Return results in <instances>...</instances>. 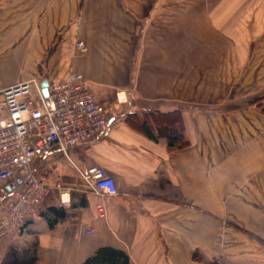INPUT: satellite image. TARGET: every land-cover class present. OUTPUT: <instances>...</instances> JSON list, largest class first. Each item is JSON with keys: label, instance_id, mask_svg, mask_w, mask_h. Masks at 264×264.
<instances>
[{"label": "crops", "instance_id": "crops-1", "mask_svg": "<svg viewBox=\"0 0 264 264\" xmlns=\"http://www.w3.org/2000/svg\"><path fill=\"white\" fill-rule=\"evenodd\" d=\"M72 72L113 126L69 158L36 159L52 191L4 249L37 241L38 264L100 251L122 264H264V129L260 116L244 127L238 109L264 94V0H0V92ZM173 128L187 147L168 145ZM94 166L117 196L84 178ZM50 207L66 213L54 228Z\"/></svg>", "mask_w": 264, "mask_h": 264}, {"label": "built area", "instance_id": "built-area-1", "mask_svg": "<svg viewBox=\"0 0 264 264\" xmlns=\"http://www.w3.org/2000/svg\"><path fill=\"white\" fill-rule=\"evenodd\" d=\"M82 54L89 49L79 41ZM32 79L0 92V264L3 243L19 235L38 213L51 188L36 174V159L54 152L69 158L70 150L108 136L113 126L106 108L97 102L92 84L83 75L70 73L63 81ZM84 178L107 196H117L114 178L101 166L89 168ZM54 190L63 206L70 205L62 184Z\"/></svg>", "mask_w": 264, "mask_h": 264}, {"label": "trees", "instance_id": "trees-1", "mask_svg": "<svg viewBox=\"0 0 264 264\" xmlns=\"http://www.w3.org/2000/svg\"><path fill=\"white\" fill-rule=\"evenodd\" d=\"M264 100V97L261 99ZM258 101V100H257ZM257 105V102H253L252 105ZM264 112V106L262 102L257 105ZM145 132L148 136H152L150 130L145 126ZM188 142L184 141V136L181 131L173 128L170 131L168 137V145L171 148H185L188 146ZM66 213L62 207H50L42 214V217L47 221L50 228H54L58 223L65 219ZM25 228V227H24ZM23 228V229H24ZM22 229V230H23ZM22 232V231H21ZM99 257V258H98ZM98 258V259H97ZM197 258V257H196ZM97 259V260H96ZM95 260V261H94ZM122 264L120 263L121 258L118 254L111 251H100L98 255L90 260L87 264ZM39 253H38V242L35 241L28 248L20 250L15 246L6 247L3 251V262L2 264H38ZM124 263V262H123ZM210 264H223L220 259L215 258Z\"/></svg>", "mask_w": 264, "mask_h": 264}, {"label": "rangeland", "instance_id": "rangeland-1", "mask_svg": "<svg viewBox=\"0 0 264 264\" xmlns=\"http://www.w3.org/2000/svg\"><path fill=\"white\" fill-rule=\"evenodd\" d=\"M244 99L240 102L242 105L241 108H238L239 111H241L242 115L245 117L244 121V127L249 128L250 126L255 127L256 125H250L254 124V120L260 116V124L259 126H256L259 129L263 130L264 129V116L262 115L264 112L262 111L261 108H258L257 105L262 102V106H264V100H261L264 97V94H258L257 96H249L248 94L244 95ZM252 97V98H251ZM254 97V98H253ZM258 100V101H257ZM251 101V102H250ZM257 102V105H252V108L248 107V103L250 102ZM236 108H231L230 111H234ZM247 135V134H246ZM38 179L41 180V178L38 176ZM55 181V180H53Z\"/></svg>", "mask_w": 264, "mask_h": 264}, {"label": "water", "instance_id": "water-1", "mask_svg": "<svg viewBox=\"0 0 264 264\" xmlns=\"http://www.w3.org/2000/svg\"><path fill=\"white\" fill-rule=\"evenodd\" d=\"M47 86H48V82L43 83V88H44V94H45V96H47V90H46Z\"/></svg>", "mask_w": 264, "mask_h": 264}]
</instances>
